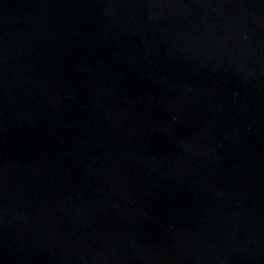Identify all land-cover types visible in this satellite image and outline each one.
Instances as JSON below:
<instances>
[{"label": "water", "instance_id": "1", "mask_svg": "<svg viewBox=\"0 0 264 264\" xmlns=\"http://www.w3.org/2000/svg\"><path fill=\"white\" fill-rule=\"evenodd\" d=\"M0 264H264V0H0Z\"/></svg>", "mask_w": 264, "mask_h": 264}]
</instances>
